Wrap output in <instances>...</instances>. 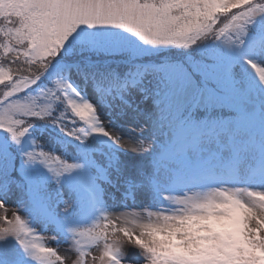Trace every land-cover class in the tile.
Returning a JSON list of instances; mask_svg holds the SVG:
<instances>
[{
	"label": "snow or ice",
	"instance_id": "snow-or-ice-1",
	"mask_svg": "<svg viewBox=\"0 0 264 264\" xmlns=\"http://www.w3.org/2000/svg\"><path fill=\"white\" fill-rule=\"evenodd\" d=\"M0 264H264V0H0Z\"/></svg>",
	"mask_w": 264,
	"mask_h": 264
}]
</instances>
